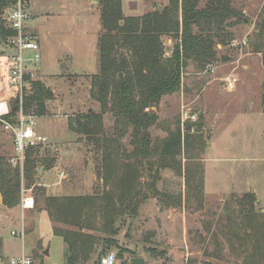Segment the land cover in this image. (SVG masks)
Returning a JSON list of instances; mask_svg holds the SVG:
<instances>
[{
    "label": "rangeland",
    "instance_id": "1",
    "mask_svg": "<svg viewBox=\"0 0 264 264\" xmlns=\"http://www.w3.org/2000/svg\"><path fill=\"white\" fill-rule=\"evenodd\" d=\"M120 1L124 16L168 6V0H145V6L139 0ZM230 7L237 15L211 33L215 60L204 69L188 62L181 72L179 91L162 96L153 109L157 121L149 134L154 152L169 133L181 130L182 147L176 158L179 171L164 169L155 175L143 163L137 180L145 198L135 214L116 220L113 243L101 241L105 237L96 206L87 208L82 216L89 219V227L79 231L95 245L76 264H99L103 257L113 258V264H131L135 258L143 264H243L242 248L249 245L242 246L234 236L247 229L234 222L226 224L224 212L227 204L236 210L232 196L253 190L257 192L256 211L264 209V64L262 53L252 50L264 0H231ZM29 8L27 31L40 44V61L30 69L31 82L42 83L52 95L45 102L44 115L31 117L35 131L47 142L34 148L32 181L21 183V192L33 198L34 209L21 214L19 204L8 214L11 209L2 205L0 195V238L7 258L0 264L21 255L32 264H65L66 246L53 234V227L76 229L55 223L49 211L54 212L58 201L65 198L92 196L99 204L110 187L101 178V150L69 128L78 117L100 111L89 91L91 78L98 73L101 6L97 0H31ZM161 40L168 57L175 40L170 36ZM0 53H6L2 42ZM14 93L6 86L0 101L13 104ZM184 112L194 115L195 121L183 122ZM12 120L16 122L17 115ZM129 132L110 112L103 115L102 135L112 141V158L117 156L119 165L131 162ZM186 136L198 140L188 146ZM0 156L7 162L14 156L12 135L2 123ZM151 182L159 196L146 189ZM201 185L200 197L197 189ZM22 230V238L11 235Z\"/></svg>",
    "mask_w": 264,
    "mask_h": 264
},
{
    "label": "trees",
    "instance_id": "2",
    "mask_svg": "<svg viewBox=\"0 0 264 264\" xmlns=\"http://www.w3.org/2000/svg\"><path fill=\"white\" fill-rule=\"evenodd\" d=\"M97 1L101 6L102 33L98 38V73L91 78L89 95L99 104L100 111H89L78 117L69 124V128L93 141L101 150V178L110 187L99 199V204L92 196L65 198L58 201L54 212L49 211L55 223H64L76 229L71 231L53 227V234L61 237L66 246L65 264H76L80 256L95 245L92 238L79 231L80 228L85 230L89 227V219L82 214L93 206H96L102 222L105 239L101 241L113 243L111 238L117 232L114 227L116 220L128 213L135 214L145 198L137 180L138 169L143 168V163H146L149 172L154 170L155 175L164 169L179 171L180 163L176 158L182 147L181 130L177 128L169 133L154 152L149 134V128L157 121L153 109L159 105L162 96L179 91L181 72L188 62L204 69L206 64L215 60L211 33L219 30L229 17L237 15L230 7L231 0H206L203 6H199L202 0H168V6L160 11L129 17L123 15L120 0ZM11 2L0 0V42L4 44L14 35L3 18ZM163 36L175 40L168 57L164 53ZM253 37L252 50L262 53L264 64V11ZM6 75L7 61L0 53V98L7 86ZM31 84V93L21 101L22 113L25 116H43L45 102L52 96L51 91L40 82ZM11 100L18 104L15 93ZM18 111L19 108L11 110L3 119L13 124L15 121L12 118ZM107 112L112 114L116 123L130 129L133 150L128 156L131 160L129 163L119 165L117 156L112 158V141L102 135L103 115ZM196 140L193 136H186L184 144L189 146ZM34 155V148L25 150L22 170L12 168L0 156V195L5 208L11 209L21 204V183L23 180L32 181L35 174ZM146 189L159 196L153 182ZM201 191L202 185L197 189V194L200 195ZM256 202L255 195L246 192L240 197L232 196L235 211H231L230 204L225 207V223L234 222L237 227L247 229L243 235L238 233L234 236L239 238L242 246L249 245V248H242L245 253L243 264H264L263 215L256 211ZM2 249L0 238V263L4 261ZM152 252L156 253V250ZM102 256L100 254L99 259Z\"/></svg>",
    "mask_w": 264,
    "mask_h": 264
},
{
    "label": "built area",
    "instance_id": "3",
    "mask_svg": "<svg viewBox=\"0 0 264 264\" xmlns=\"http://www.w3.org/2000/svg\"><path fill=\"white\" fill-rule=\"evenodd\" d=\"M31 0H12L11 4L5 10L4 20L14 35L8 38L3 53L7 61L6 84L8 88L14 90L17 95V101L13 104L19 108L17 113V123L11 125L3 118L11 113V105L5 100L0 101V123L5 130L12 135L14 142V156L8 160L12 168L19 167L22 169L24 153L28 148H36L46 144V138L37 133L34 128V121L31 116H25L21 110V101L24 96L31 93L33 74L31 68H34L40 61L39 43L34 37L30 36L27 31V22L31 18L29 5ZM234 82V81H233ZM230 86L232 83H229ZM183 122H194L195 116L188 112L182 114ZM22 209H34V201L31 196L21 192ZM12 236L23 237V230L20 234L11 232ZM113 258L103 257L99 264H113ZM8 264H32L29 257L21 255L9 260Z\"/></svg>",
    "mask_w": 264,
    "mask_h": 264
},
{
    "label": "crops",
    "instance_id": "4",
    "mask_svg": "<svg viewBox=\"0 0 264 264\" xmlns=\"http://www.w3.org/2000/svg\"><path fill=\"white\" fill-rule=\"evenodd\" d=\"M139 4L142 5V6H145V5H146V2H145V0H139ZM143 8H144V7H143ZM144 14H147V13H145V12H141L139 15H134V16H142V15H144ZM125 17H129V16H125ZM39 47H40V44H39ZM38 170H39V169H38ZM46 172H47V171H46ZM47 173H48V172H47ZM45 186H46V185H45ZM252 193H254L255 196H257V192H256L255 190H253ZM12 210H13V209L8 210V214H9V212L12 211ZM26 211H27V209H22V208L20 207V213H21V214H24V212H26ZM260 212L263 213V215H264V209L261 210ZM2 253H3V249H2ZM3 257H4V261H6L7 258L4 256V254H3Z\"/></svg>",
    "mask_w": 264,
    "mask_h": 264
},
{
    "label": "water",
    "instance_id": "5",
    "mask_svg": "<svg viewBox=\"0 0 264 264\" xmlns=\"http://www.w3.org/2000/svg\"><path fill=\"white\" fill-rule=\"evenodd\" d=\"M16 105H11V110L15 109ZM45 255H47V251L44 252ZM131 264H143V260L140 258L131 259Z\"/></svg>",
    "mask_w": 264,
    "mask_h": 264
}]
</instances>
